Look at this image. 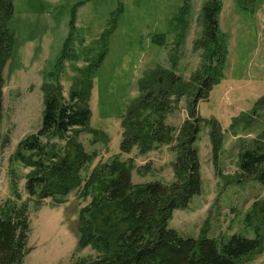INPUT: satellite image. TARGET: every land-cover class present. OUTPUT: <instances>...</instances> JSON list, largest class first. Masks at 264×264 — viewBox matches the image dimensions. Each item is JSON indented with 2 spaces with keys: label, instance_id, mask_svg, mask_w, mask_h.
I'll return each mask as SVG.
<instances>
[{
  "label": "rangeland",
  "instance_id": "1",
  "mask_svg": "<svg viewBox=\"0 0 264 264\" xmlns=\"http://www.w3.org/2000/svg\"><path fill=\"white\" fill-rule=\"evenodd\" d=\"M11 1L13 44L2 70L0 91V203L14 198L17 205L26 206L28 253L22 264H73L76 259L95 254L89 246L79 248L80 217L89 196L79 198L78 188L59 204L44 199L35 206V198H29L24 191L29 169L12 160L17 143L40 127L44 85L57 78L66 99L73 78L89 66L88 128L75 129L70 134L85 153L95 155L78 173L82 182L95 168L118 158L131 160L133 184L170 183L175 140L145 154H139L136 147L122 153L120 124L139 96V83L147 73L172 70L189 81L198 72L201 51L193 50L192 45L203 30L200 11L206 0H187V32L183 44L175 48V18L183 0ZM221 1L219 29L227 38L228 53L220 81L205 100L198 102L197 111L204 121L214 119L219 123L222 146L215 164L209 128L203 124L196 143L200 193L184 208L171 212L167 228L181 237L195 239L202 234L215 239L240 234L252 239L255 221L248 226L245 217L254 202L264 201V186L242 177L237 155L243 138L249 141L264 129V118L259 116L264 109L256 115L251 113L254 103L264 96V0ZM106 30L108 33L102 35ZM158 38L160 43L156 42ZM66 39L74 59L64 62L60 70ZM171 50L178 55L174 68L170 63ZM188 100L189 96L180 98L165 118V123L173 127L174 136L183 121L188 120ZM234 119L237 123L232 127ZM49 141L57 146L64 144L56 139ZM10 179L16 192L13 198ZM93 194V190L88 192ZM262 236L263 247L242 264H264V226Z\"/></svg>",
  "mask_w": 264,
  "mask_h": 264
},
{
  "label": "trees",
  "instance_id": "2",
  "mask_svg": "<svg viewBox=\"0 0 264 264\" xmlns=\"http://www.w3.org/2000/svg\"><path fill=\"white\" fill-rule=\"evenodd\" d=\"M221 6V0H206L202 5L200 20L203 30L192 45L193 50L201 51L200 68L190 78L191 81H184L172 70L147 73L139 83V96L121 120L119 150L122 153H129L136 147L139 154H145L175 140L171 164L173 179L168 184L157 181L133 184L130 179L131 160L118 158L101 164L82 182L78 173L95 155L85 153L70 134L72 130L88 128L89 66L83 70L85 74L77 70L78 76L73 78L66 99L57 78H51L44 85L40 127L17 143L12 160L29 169L24 191L29 198H35V206L44 199L59 204L70 191L78 188L79 198L89 196L80 217L82 239L79 248L89 246L95 254L76 259L73 264H242L245 258L263 247L264 201L254 202L245 217L248 226H253L255 221L252 239L240 234L224 239L208 238L202 234L195 239L181 237L175 230L167 228L171 212L184 208L193 196L200 193L196 143L203 124L209 128L215 164L222 146L223 134L219 123L214 119L204 121L197 111L198 102L207 98L223 75L228 43L219 29ZM188 11L187 0H183L175 18L174 48L184 42ZM12 14V1L0 0V91L2 70L13 44ZM111 24L113 27V18ZM107 33L106 30L102 35ZM156 42L161 41L158 38ZM71 50L66 39L59 60L60 70L64 62L74 59ZM172 53L171 50L170 63L174 68L178 55ZM184 96H189L185 109L188 120L183 121L174 136V129L165 123V118L173 104ZM262 109L264 96L254 103L251 113L256 115ZM259 116L264 118V114ZM236 123L237 119H234L231 126ZM52 139L64 144L57 146L50 143ZM245 139L241 140L238 150L237 167L242 177L254 179L264 186V129L259 136L249 141ZM12 180L9 188L13 198L16 192ZM90 190L94 191L93 195H88ZM13 199L7 198L0 203V264H22L24 255L28 253L26 206L17 205Z\"/></svg>",
  "mask_w": 264,
  "mask_h": 264
}]
</instances>
